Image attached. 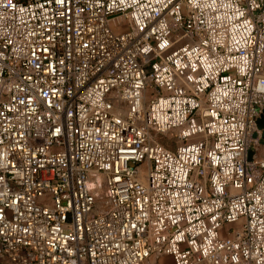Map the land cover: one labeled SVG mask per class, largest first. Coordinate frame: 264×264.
Masks as SVG:
<instances>
[{
    "label": "built area",
    "instance_id": "1",
    "mask_svg": "<svg viewBox=\"0 0 264 264\" xmlns=\"http://www.w3.org/2000/svg\"><path fill=\"white\" fill-rule=\"evenodd\" d=\"M262 109L264 0H0V264H264Z\"/></svg>",
    "mask_w": 264,
    "mask_h": 264
},
{
    "label": "crops",
    "instance_id": "2",
    "mask_svg": "<svg viewBox=\"0 0 264 264\" xmlns=\"http://www.w3.org/2000/svg\"><path fill=\"white\" fill-rule=\"evenodd\" d=\"M257 131L254 132V136L258 138L256 143L250 151V158L261 159L264 158V130L257 127ZM152 264H172L171 259L168 256H163L156 260H151Z\"/></svg>",
    "mask_w": 264,
    "mask_h": 264
},
{
    "label": "rangeland",
    "instance_id": "3",
    "mask_svg": "<svg viewBox=\"0 0 264 264\" xmlns=\"http://www.w3.org/2000/svg\"><path fill=\"white\" fill-rule=\"evenodd\" d=\"M160 141L162 142H166L167 145H169L170 148L174 149L177 145L181 144L178 139L175 137L168 134V135H165V136H159L158 137Z\"/></svg>",
    "mask_w": 264,
    "mask_h": 264
},
{
    "label": "water",
    "instance_id": "4",
    "mask_svg": "<svg viewBox=\"0 0 264 264\" xmlns=\"http://www.w3.org/2000/svg\"><path fill=\"white\" fill-rule=\"evenodd\" d=\"M256 125H257V127L264 130V109H262L259 117L257 118Z\"/></svg>",
    "mask_w": 264,
    "mask_h": 264
}]
</instances>
